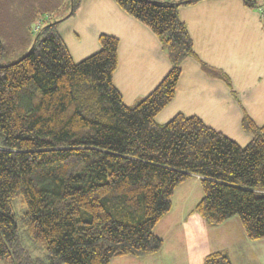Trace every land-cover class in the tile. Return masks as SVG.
Segmentation results:
<instances>
[{"label":"trees","instance_id":"obj_1","mask_svg":"<svg viewBox=\"0 0 264 264\" xmlns=\"http://www.w3.org/2000/svg\"><path fill=\"white\" fill-rule=\"evenodd\" d=\"M81 1L70 0L68 16ZM113 1L158 38L170 65L133 104L113 82L118 38L99 35V49L75 62L58 30L68 16L48 18L25 54L0 65L4 264H110L158 253L163 240L154 228L191 176L202 189L194 212L208 226L238 217L246 239L264 240V124L243 113L241 127L251 138L241 146L195 115L156 122L175 96L182 62L194 56L178 8L199 0ZM255 2L243 0L250 9ZM258 8L264 19V6ZM5 53L0 40V61ZM201 264L232 262L217 251Z\"/></svg>","mask_w":264,"mask_h":264},{"label":"crops","instance_id":"obj_2","mask_svg":"<svg viewBox=\"0 0 264 264\" xmlns=\"http://www.w3.org/2000/svg\"><path fill=\"white\" fill-rule=\"evenodd\" d=\"M254 13V10L244 6L243 0H199L178 8V16L192 38L194 56L182 62L175 96L166 106L177 103L179 109L176 114L195 115L233 140L234 136L245 135V144L251 137L242 130L243 113L256 124H264V26ZM64 23L70 25V34L76 42L91 43L94 50L99 49V35L118 38V66L113 82L127 105L149 94L170 68L158 38L123 12L113 0H82ZM59 32L62 36L61 30ZM202 63L221 75L225 74L229 82L226 83L221 76L206 73ZM193 102H202L207 107L203 112H190ZM226 128L233 137L228 135ZM169 213L158 224L167 219ZM191 219L201 233L195 231L190 236L193 238L189 239L188 231L182 228H187ZM239 223L232 217L210 227L193 208L184 215L181 228L168 220L164 225L172 227L174 232L171 228V235L161 237L163 247L158 253L144 257L161 255L167 244L171 250L168 259L172 256L177 260L180 258L185 264H201L208 254L217 251L226 252L232 264L236 261L257 264L259 260L264 264V240L249 241L242 230L239 235H233L230 227L239 228ZM194 247L196 250L190 253ZM129 258L113 260L125 264L132 262Z\"/></svg>","mask_w":264,"mask_h":264},{"label":"rangeland","instance_id":"obj_3","mask_svg":"<svg viewBox=\"0 0 264 264\" xmlns=\"http://www.w3.org/2000/svg\"><path fill=\"white\" fill-rule=\"evenodd\" d=\"M255 4L256 6H254L251 9L254 10V12L256 13L257 19L260 21V24L264 26L263 24L264 19L261 18V15L258 11L259 9L258 7L264 6V0H256ZM70 11H71L70 0H0V40L2 41L4 46H6V53L2 58V60L0 61V65L13 62L26 53L27 48L31 45L36 35L35 31L37 26H43L44 22L48 18H50L51 22L58 21L66 17V15H68ZM58 30H61L64 42L68 46L69 51L71 52L75 62H78L97 51L92 49L91 43L87 42L83 44L76 42L75 39L70 34V25H68V23H64V20L63 22H61L60 26H58ZM127 73L125 74L126 76L128 75ZM199 103L200 104L198 103L194 104L193 102L189 108V111L203 112V110H205L207 106L203 105L204 103L202 102ZM178 109L179 108L177 103L170 105L169 107H166L163 110V112L156 117V122L163 124L169 121L177 113ZM206 122L210 123L208 120ZM226 132L228 133V135L233 137L229 133V131H227V128H226ZM241 136L242 137L234 136L233 138L237 141L238 144L240 143L239 145L242 146L245 144V142H243L245 135H241ZM201 198H202V189L198 179L194 176L189 177L186 181H184L174 190V195L172 197L173 208L169 213L167 219L166 218L163 219V222H160L155 227L154 234L160 239H162L161 237H165V235H169L171 231L173 233L174 229L172 227H166L164 225L168 222V220L171 221L173 225L178 226L179 228L183 227L182 220L184 215H187L191 211H193L195 204H197V202ZM14 209L16 212L15 215L19 219L20 216L19 211L21 209L19 202L14 204ZM164 220L166 221L164 222ZM235 220L237 222H240L238 217H235ZM184 228L182 229L188 231L187 234L188 237H190L191 234H193L195 231H197L199 234L201 233L199 227L193 224L192 219L190 220L188 227L186 228V226H184ZM230 229H231L230 230L231 233L237 236L241 233L240 231L242 230L241 224L239 223V228L230 227ZM191 238L193 237H190L189 239ZM194 250H196V247H194L192 251H190V253H192ZM32 251H34L33 255H39V253L37 252L38 250H32ZM170 252L171 250H169V247L166 244L163 253H160L161 255L159 256L140 257V258L126 256V257H130L129 259L132 260V262L125 264H185L184 261H182L180 258L179 259L181 263H179L178 262L179 259L177 260V258L176 257L173 258V256L169 260L168 256L170 255ZM186 258L188 259V257ZM194 261H191V263H193ZM0 264H4V263L0 261ZM110 264H120V263L116 259L113 260ZM236 264H242V261H240V263L236 261ZM251 264H256V263L251 262ZM257 264H261V261L259 260Z\"/></svg>","mask_w":264,"mask_h":264},{"label":"built area","instance_id":"obj_4","mask_svg":"<svg viewBox=\"0 0 264 264\" xmlns=\"http://www.w3.org/2000/svg\"><path fill=\"white\" fill-rule=\"evenodd\" d=\"M262 12H263V14H264V10H263Z\"/></svg>","mask_w":264,"mask_h":264}]
</instances>
